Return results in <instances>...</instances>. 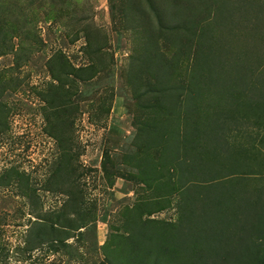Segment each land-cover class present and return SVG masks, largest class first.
I'll return each mask as SVG.
<instances>
[{
  "label": "rangeland",
  "instance_id": "rangeland-1",
  "mask_svg": "<svg viewBox=\"0 0 264 264\" xmlns=\"http://www.w3.org/2000/svg\"><path fill=\"white\" fill-rule=\"evenodd\" d=\"M224 1L0 0V44L15 48L0 56V74L6 75L0 79V264H195L183 260L193 252L198 236L205 239L200 245L207 256L206 239L216 229L219 237L232 240L231 247L225 242L219 246L222 257L229 256L220 264H250L245 239L252 249L248 257L264 254V128L238 119L236 124H244L239 137L221 141L223 156L213 157L221 167L215 168L221 183L237 180L234 187L245 191L244 198L261 199L259 209L248 210L250 204L231 200L228 194L238 191L227 188L222 202L229 213L215 227L197 218L201 212L194 222L188 208L184 215L192 218L182 226L178 205L188 184L181 187L170 168L176 152L168 145L173 122L168 120L170 111L164 114L158 102L181 87L177 80L190 77L203 24L210 23L213 33L221 29L213 24L214 9ZM242 13L240 8L232 13L233 24L224 37L243 39L244 32L234 28L242 22ZM232 56L236 62L226 56L209 61L207 73L228 84V78L232 84L236 81L230 84L235 92L244 90L250 79V92L236 105L264 120V99L257 111L254 105L259 100L255 81H264V74L257 72L264 69V47L257 50L240 41ZM225 60L230 61L220 65ZM220 67L225 69L222 74ZM248 67L254 71L250 78ZM80 68H90V73L82 74ZM52 71H58L61 84L52 80ZM46 83L62 86L65 95L60 126L50 133L42 97L53 90ZM188 88L186 80L183 98L173 109L182 117L178 125L184 132L193 111L208 107L207 114H221L217 134L222 136L231 125L226 113L237 109L214 99L193 107ZM231 88L224 89L229 93ZM214 90L208 83L205 93L210 96ZM212 129L199 119L192 138L209 136ZM171 138L175 141L178 135L174 132ZM205 139L213 150L211 136ZM181 148L177 155L188 158L191 141ZM106 156L111 165L104 172ZM10 170L20 176L8 181L5 174ZM208 203L200 207L206 213ZM60 214L63 224L57 220ZM79 214L86 225L74 231L72 222ZM188 226L199 231L193 245L152 250L149 236H171ZM62 236V243L54 241ZM211 260L205 261L215 264Z\"/></svg>",
  "mask_w": 264,
  "mask_h": 264
},
{
  "label": "trees",
  "instance_id": "trees-1",
  "mask_svg": "<svg viewBox=\"0 0 264 264\" xmlns=\"http://www.w3.org/2000/svg\"><path fill=\"white\" fill-rule=\"evenodd\" d=\"M230 1L232 0H225L224 3L220 7L216 6V8L214 9L213 24L214 25L218 24V26H220L221 29H214V33H213L210 27L208 29V26L210 25V23L209 24L206 23V25L203 24L204 27H203V31L200 33V37H201L200 42H198L199 47L196 51V55L192 57V63L190 67V77H181L180 80H177V84L181 87L174 88V91H173L174 95L169 96L168 99L158 101L159 104L164 105V108H163L164 114L170 111L168 120L170 122H173L170 126L171 129L168 131L170 132V141H171V145L170 143H168V145L171 146L172 149L175 150L176 152L173 157L170 168L174 171V175L177 177V182L180 184L181 187H185L184 186L185 183L188 184L186 186L187 190H185L187 193L186 195H181L182 200L178 205V208L180 211L179 213L182 214L181 218L179 219V223H181L182 226L185 222L190 223L189 218H192V216H193V221L195 222L194 215L196 213L199 214V212H201L197 218L199 219L203 218L206 220V222H208L209 224L215 227L220 221H222L221 218L225 217L229 213L228 207L224 206V203L222 202V199L224 198L223 195H225L224 190L227 188H233L238 191V193H229L228 195L229 197H231V200L241 199L242 202L244 203L246 202L250 204L249 205L250 207L248 208V210H253L254 208H258V204H259L258 199L259 201H261L259 197H257V199H255L254 201L250 200L248 197L244 198V195H246L245 191L234 187L235 181L237 180L231 179L230 182H228L226 185L221 183L220 176L217 173V170L215 169L216 167L220 169L221 168L220 164L215 162L216 160H213L214 159L213 157L217 158V156L220 157V155H222L220 151L221 141L229 140L230 138L237 139L235 136L239 137L240 129L244 124H240V123L236 124L238 119L239 121L242 120L243 122H245V120L249 121L251 124H255L256 127L260 128V126H262L264 128V120L257 121V117L254 116L256 115L255 113H252L254 115H251L249 114L251 113L249 111L243 112L240 109V104L236 105L237 102L241 100H245L241 97L245 98L246 92H250L252 88V84H253V82L250 79L248 81V84L245 85L244 90L235 92L230 86V84H232L231 78H228L227 80L229 82L228 84L227 82L222 81L220 79V76L214 77L213 75H210L207 73V71H211V68L209 66V61L213 62L214 59H220L222 56H226L230 58V60H234L236 62L235 58L232 55L234 54V50L240 41L245 42L249 46H254L255 49L257 50L258 48L264 47V41H263V38H264V0H241L239 1L241 2V4L236 3V1H233L235 3L230 2ZM237 8H240L243 11V13L241 14L242 18L240 17L242 22L238 24V26L236 23H234V28L239 30L237 32H240V31L244 32L243 39L228 38L227 36L224 37L225 31H227L228 28L233 24L229 22L231 20L232 13H234V11H236ZM9 12H12V11H9ZM9 12L7 13V15H9ZM45 15H48V14L46 13ZM205 22H208V21H205ZM226 35H228V32ZM230 43L232 45H230ZM14 49L15 48L13 45L8 47L3 42L0 44V56L8 54L9 52H13ZM16 52L19 53L17 50ZM256 56L257 55H255V58ZM56 59L57 57L54 56L53 60H56ZM230 60L222 61L220 65H225V63L229 62ZM89 70L90 68H80L79 69V71L82 74H89L90 73ZM222 71L225 72V69L220 67V70L218 72L222 74ZM57 72L58 71H52L51 77L54 78L52 79L53 81H56L57 83L61 84V79L58 76ZM251 72L254 74V71L251 69V67H248L247 75H249V78L251 77V74H250ZM257 72L260 76H262L264 74V69H262L260 72L259 71ZM207 74L209 75V77L207 76ZM4 77H6L5 74L3 75L0 74V79H3ZM260 79L263 80V78L260 77L259 79H257L258 81H255L256 90L257 92H259V95H258L259 100L254 104L256 106V111L261 107L259 103L261 102V100L263 101L264 99V94L262 93L263 92L262 89H264V81H261ZM186 80L189 86L188 95H187L188 101L194 103V105L193 103L191 104L193 107H196V108L204 107L206 104H209L210 102H213V101H215L216 104H219L222 106L221 101L223 100L225 104L232 103L231 109L235 108L238 110V111L237 110L228 111L226 113L224 118L227 121L231 120V125L227 131L225 130L223 132L222 136L221 134H217L221 132V125H220L221 124V114H219L220 112H215V114L213 115L207 114L206 109L208 107L205 109L203 108V110L196 109L193 111L192 120L190 121L186 119V122H184L183 124L184 132H183V127L180 124L178 125L179 123L178 121H180L182 117L180 114L174 113L173 109L175 108L176 104L179 103L180 100H182L183 98L182 88ZM208 83H211L213 87L217 88V90H214L211 92L210 96H208V93H205V89ZM235 84H236V81H234V84L232 85L235 86ZM46 85H49L51 89L53 90L51 92L44 91V98L42 97V101L44 103V120H46L48 123V126L50 128L49 130V133H50L52 132V129L55 128V126L57 127L60 126L58 123V114L65 110V109L63 110L64 106H62L64 105V102H65L64 100L65 95L64 96L62 95V86L56 87L54 84H48V83H46ZM260 85L261 87H259ZM241 86H243V83H241ZM224 88H231V90L228 93L227 90H225ZM202 93H205V95H202ZM197 96L199 97L198 100L196 98ZM168 103L169 104L171 103V105H169V109L166 106ZM201 104H204V105L201 106ZM234 105L236 107H234ZM232 115L234 117H232ZM205 116L211 117V118L207 119ZM199 119H201L202 121L205 122V124L213 128L211 132L209 133V136H211V139L213 140L211 143L212 146H214L213 150H210L209 144L206 143L207 139H205V137L209 138V136L204 135L203 137H199V138L196 137L197 139L192 138V128H194L197 125V123L199 122ZM61 121L62 123L64 121L66 122V117L63 116ZM199 128L201 127L199 126ZM236 131L237 133L235 134L233 133L234 135L232 137V135H230V132H236ZM174 132L175 134L178 135V139L175 141H172L171 136ZM50 135L58 139L57 134L51 133ZM188 139L191 141V145H192V148L189 151V157L181 158L177 154L181 152L182 150L181 145L182 146L185 145ZM170 141H167V142H170ZM167 142H163L162 145H164ZM210 154H211V157L209 158ZM58 163H61V162H58ZM110 165H111L110 158L109 156H106V159L104 160L102 164V170L104 172H107ZM60 167L61 165H58L57 169H60ZM230 172H235V171L230 169ZM14 174H17L16 176H20L18 175L17 172L10 170L5 174L6 179L9 181L14 176ZM183 175H186V179L182 178ZM177 182L172 183L169 181L170 184H176ZM216 187H219V188L217 189ZM206 201H209L207 205L210 206L209 210H207L208 213L205 212L206 210H203L202 208H200L203 202H206ZM81 204L83 205V203ZM185 210H187V212L193 211V213H191L192 216L191 215L189 217L185 216L184 215ZM240 212L242 213L243 211H240ZM260 217L264 220V215H260ZM61 218H64L63 215L60 214L57 216L58 222H60ZM37 219H40V218H37ZM41 220H44V219H41ZM60 223L63 224L62 222ZM72 223H74V226L71 227V229H73L74 231L80 230L86 225L84 223L83 215L81 214H79L78 219L76 221H73ZM53 226L55 225H52V227ZM212 226L210 227V229L213 228ZM63 231L64 230H62V233ZM218 231L219 230L216 229L213 233V237L210 235V237L206 239V242L208 241L210 244V248L207 250V256L204 250L201 251L203 247L200 245L201 243L204 242L205 239L200 240L199 236H198V239L196 238V233H198L199 231L194 229L193 226L191 229H190V226H188L187 231L181 230L179 233H175L171 236L170 235L169 236L151 235L149 236V242L154 248L152 249L154 251L155 249L157 250L158 248L164 245L171 246V247L177 246V248L179 249L180 248L186 249L190 247V245H193V241L196 238L195 240L196 244L192 248L193 252L189 254V258L185 257L183 261L189 260L195 264H211L210 261L209 263H207V261L205 260L207 258H212L213 260L211 261L215 262V264H220L222 262L228 261L229 256L226 253L225 256L222 257V255L220 254L221 251H219V246H222L223 242H225L227 243L226 244L227 246L231 247L232 240H231V237H228V238L219 237L216 234ZM63 237L64 236H62L61 238L59 237L57 238V240L55 239L54 241L55 242L60 241V243H62ZM246 240L247 239L242 240V241H245V249H244L245 254L244 255L246 256L247 262H250L251 264L253 261L254 264H264V254L262 253H258L257 255L248 257V253L252 251V249H251V246H249V242H246ZM182 251H185V250H182Z\"/></svg>",
  "mask_w": 264,
  "mask_h": 264
}]
</instances>
